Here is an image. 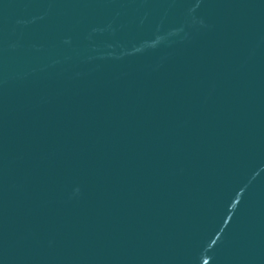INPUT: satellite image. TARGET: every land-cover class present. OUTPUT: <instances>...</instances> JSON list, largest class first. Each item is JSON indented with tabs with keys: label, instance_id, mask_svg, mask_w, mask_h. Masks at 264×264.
Segmentation results:
<instances>
[{
	"label": "water",
	"instance_id": "obj_1",
	"mask_svg": "<svg viewBox=\"0 0 264 264\" xmlns=\"http://www.w3.org/2000/svg\"><path fill=\"white\" fill-rule=\"evenodd\" d=\"M0 264H264V0H0Z\"/></svg>",
	"mask_w": 264,
	"mask_h": 264
}]
</instances>
